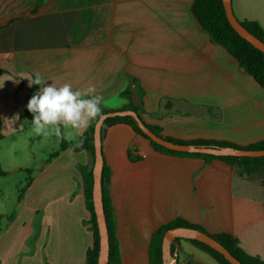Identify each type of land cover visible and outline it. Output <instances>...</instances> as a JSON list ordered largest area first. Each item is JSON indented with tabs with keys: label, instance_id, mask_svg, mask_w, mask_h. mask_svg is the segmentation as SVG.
<instances>
[{
	"label": "crops",
	"instance_id": "obj_1",
	"mask_svg": "<svg viewBox=\"0 0 264 264\" xmlns=\"http://www.w3.org/2000/svg\"><path fill=\"white\" fill-rule=\"evenodd\" d=\"M193 2L0 0L4 136L30 128L56 151L85 131L60 124L36 132L26 105L40 85L29 86L27 77L39 72L49 84L94 86L107 109L141 106L145 122L163 136L240 145L264 138V88L199 26ZM232 2L242 19L264 27V0ZM102 152L111 171L119 264H149L153 232L176 217L231 233L264 259L261 173L238 175L219 158L158 152L126 123L103 132ZM51 153L33 169L14 218L1 214L0 264H86L94 236L79 165L93 170L94 163L86 150L67 148L47 161ZM205 253L181 239L178 264H220Z\"/></svg>",
	"mask_w": 264,
	"mask_h": 264
},
{
	"label": "trees",
	"instance_id": "obj_2",
	"mask_svg": "<svg viewBox=\"0 0 264 264\" xmlns=\"http://www.w3.org/2000/svg\"><path fill=\"white\" fill-rule=\"evenodd\" d=\"M191 14L199 24V26L205 30L213 42L225 47V49L239 62V64L245 68L253 78L264 88V52L259 48L255 47L248 40L243 38L230 24L224 4L222 0H194L191 7ZM240 20V19H239ZM240 22L245 26L250 32L259 37L264 41V27L258 20L255 19H241ZM2 72V70H0ZM36 86V85H34ZM126 109H133L141 115V106L129 105ZM112 111L101 105V114ZM100 114V115H101ZM99 118V117H98ZM90 121L85 131L80 136L79 140L68 141L63 139L60 142L58 150L52 152L47 159L49 161L51 158L57 156L60 151L70 148L75 151L86 150L92 160L95 162V147H94V128L98 120ZM143 118V117H142ZM144 120V119H143ZM145 122V120H144ZM117 123H126L131 128L146 137L153 148L161 153L176 155V156H189V157H200L206 162L219 158L226 161L238 175H253L257 173L262 174L261 184L264 187V155L263 156H232V155H212V154H201V153H189L169 149L161 144L156 143L150 139L145 133L142 132L138 126L136 120L130 116H112L107 117L102 125V135L109 127ZM145 124L156 134L178 143H192L197 145L205 146H232L237 148L246 149H263L264 148V138L250 143L248 145H240L234 142L223 140V139H207V138H197L192 140H183L178 138H173L169 136H163L161 133V128L156 125ZM4 138V134L1 129L0 120V140ZM103 169H102V191H103V207L106 217V223L109 234V261L108 264H119L121 262V253L119 248V241L117 237V223L116 214L113 204L111 202L109 184H110V167L106 163L103 157ZM80 170L83 173L84 178V191L87 203V208L91 213V227L94 236L93 245L87 251L86 264H97L98 254L100 249V235L99 229L96 221V213L93 204V170L87 169L86 167L79 165ZM30 171L29 169H27ZM31 178L27 180L26 185L30 183ZM25 187L21 188L18 199H21L22 193ZM20 190V189H19ZM14 218V213L8 216V220ZM1 221V217H0ZM192 227L199 229L226 246L229 251L241 260L244 264H264V259L258 255H253L246 252L239 244V239L228 232L220 233H210L204 229L201 225L192 223L182 217H176L171 221L160 225L152 234L150 248H149V264H163V250H162V240L166 230L174 227ZM186 239L192 242L201 250L210 254L215 260L220 264H232L230 263L220 252L210 247L209 245L195 239L181 238L177 237L172 246L171 251L174 253L176 251V244L179 247L180 240ZM178 264V257H177ZM189 264H197L194 262H189Z\"/></svg>",
	"mask_w": 264,
	"mask_h": 264
},
{
	"label": "water",
	"instance_id": "obj_3",
	"mask_svg": "<svg viewBox=\"0 0 264 264\" xmlns=\"http://www.w3.org/2000/svg\"><path fill=\"white\" fill-rule=\"evenodd\" d=\"M225 12L230 24L233 28L246 40L252 43L255 47L264 52V41L250 32L242 25L240 20L234 13L232 0H222ZM132 116L143 133L158 144H161L169 149L212 155H232V156H263V149H246L232 146H205L192 143H178L168 140L155 132H153L144 122L143 118L133 109L112 110L101 114L94 128V147H95V162L93 166V204L96 213V221L100 235V249L98 254L97 264H108L109 261V234L106 223V217L103 207V191H102V169H103V152H102V125L107 117L112 116ZM177 237L199 240L210 247L220 252L232 264H244L241 260L235 257L229 249L220 243L211 235L192 227H174L165 231L162 240L163 264H177V249L172 253L171 246Z\"/></svg>",
	"mask_w": 264,
	"mask_h": 264
},
{
	"label": "clouds",
	"instance_id": "obj_4",
	"mask_svg": "<svg viewBox=\"0 0 264 264\" xmlns=\"http://www.w3.org/2000/svg\"><path fill=\"white\" fill-rule=\"evenodd\" d=\"M27 78L29 86L40 85L26 105L33 114L32 123L37 133H44L49 126L60 124L78 129L100 116L102 96L96 93L94 86L73 90L69 83L62 86L53 82L49 84L39 72ZM56 131L58 133L59 129Z\"/></svg>",
	"mask_w": 264,
	"mask_h": 264
},
{
	"label": "rangeland",
	"instance_id": "obj_5",
	"mask_svg": "<svg viewBox=\"0 0 264 264\" xmlns=\"http://www.w3.org/2000/svg\"><path fill=\"white\" fill-rule=\"evenodd\" d=\"M233 10L238 19L242 15L237 5H233ZM51 147H54L51 146ZM36 137L33 130L27 128L24 133L4 136L0 140V217L13 214L16 209V201L21 192L19 181H23L25 187L27 180L33 173L35 167L41 166V162L48 153L55 151ZM48 157V156H47ZM30 171H28L27 169ZM2 214V215H1ZM6 220V218L4 219ZM207 254V253H205ZM209 256L215 263L212 256ZM210 259V260H211ZM217 264V263H216Z\"/></svg>",
	"mask_w": 264,
	"mask_h": 264
}]
</instances>
